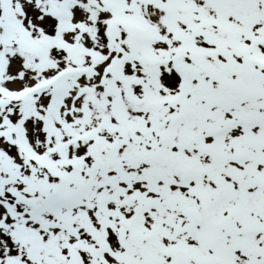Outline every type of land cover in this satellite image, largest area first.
Masks as SVG:
<instances>
[{
    "label": "snow or ice",
    "instance_id": "snow-or-ice-1",
    "mask_svg": "<svg viewBox=\"0 0 264 264\" xmlns=\"http://www.w3.org/2000/svg\"><path fill=\"white\" fill-rule=\"evenodd\" d=\"M0 264H264V0H0Z\"/></svg>",
    "mask_w": 264,
    "mask_h": 264
}]
</instances>
